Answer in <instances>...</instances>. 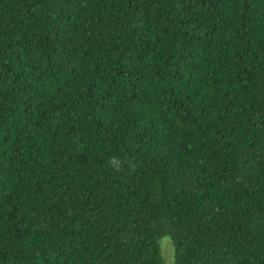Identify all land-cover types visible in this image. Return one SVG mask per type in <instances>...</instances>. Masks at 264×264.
<instances>
[{
    "label": "trees",
    "instance_id": "trees-1",
    "mask_svg": "<svg viewBox=\"0 0 264 264\" xmlns=\"http://www.w3.org/2000/svg\"><path fill=\"white\" fill-rule=\"evenodd\" d=\"M164 239L264 264V0H0V264Z\"/></svg>",
    "mask_w": 264,
    "mask_h": 264
},
{
    "label": "rangeland",
    "instance_id": "rangeland-1",
    "mask_svg": "<svg viewBox=\"0 0 264 264\" xmlns=\"http://www.w3.org/2000/svg\"><path fill=\"white\" fill-rule=\"evenodd\" d=\"M165 241L162 244V254L165 258V262L170 264L172 262V246L169 243V241H167L168 239H164Z\"/></svg>",
    "mask_w": 264,
    "mask_h": 264
},
{
    "label": "clouds",
    "instance_id": "clouds-1",
    "mask_svg": "<svg viewBox=\"0 0 264 264\" xmlns=\"http://www.w3.org/2000/svg\"><path fill=\"white\" fill-rule=\"evenodd\" d=\"M112 159H113V160H116L117 158L113 157ZM117 170H118V168H117Z\"/></svg>",
    "mask_w": 264,
    "mask_h": 264
}]
</instances>
